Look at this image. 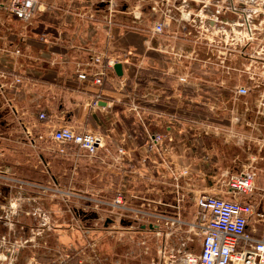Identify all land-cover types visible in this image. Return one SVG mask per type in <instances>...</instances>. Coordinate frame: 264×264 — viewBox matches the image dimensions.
<instances>
[{
  "label": "crops",
  "instance_id": "obj_1",
  "mask_svg": "<svg viewBox=\"0 0 264 264\" xmlns=\"http://www.w3.org/2000/svg\"><path fill=\"white\" fill-rule=\"evenodd\" d=\"M124 1L128 5L126 10L133 7L131 18L143 15L142 10L146 8L142 1L135 4L130 0ZM7 3L8 0H0L2 178L15 179L34 172L47 174L53 180L55 171L71 178V174L89 161L57 153L56 144L48 136L52 129L69 124L80 130L98 132L105 136L106 141H114L116 146L122 136L128 134L125 123L130 115L128 101L134 99L138 84L145 87L144 90L143 86H139L138 90L146 91L148 100H151L158 88L168 86L174 79L164 74V69L181 72L180 63L155 49L158 44H166L168 39L152 37L141 27V31L123 29L132 19L123 23L117 21L116 12L127 15L126 10L112 9L113 0H37L36 9L28 23L11 15ZM147 14L151 17L150 13ZM176 43L183 46L185 51L191 47L188 40ZM91 52L107 57H118L124 53L130 55L118 62L121 75L115 71L109 72L103 86L98 87L76 79L78 68L86 71L94 69L90 66ZM191 70L194 75H208L207 70L204 73L197 63L191 64ZM16 78L21 81L16 82ZM211 79L212 75L211 78L206 76L205 81ZM98 93L102 94L103 110L91 106ZM210 97L211 102L208 103H212L214 95ZM41 112L46 114L45 119L38 117ZM255 112V108L250 107L239 121L227 113L226 120L218 124L219 128L215 126L216 123H212L214 126L210 125L207 130L230 131L228 141H220L221 149L218 152L216 141L195 140L193 146L205 147V151L197 150L194 156L203 152L208 160L211 158L215 161L217 158L228 162L223 167L229 172L233 171L231 169L239 171L250 157L264 158V119ZM221 171L208 175L210 180L218 178L217 185L204 190L218 194L221 192L218 186L222 178ZM8 187V190L4 187L2 191L17 189L15 184ZM131 238L117 239L118 243L113 245L115 250L110 246L107 256H102L101 250H96L93 264H102V258H109V264H145L134 261L137 256L141 258L143 255L131 250V243L135 242ZM96 256L98 261L95 260Z\"/></svg>",
  "mask_w": 264,
  "mask_h": 264
},
{
  "label": "built area",
  "instance_id": "obj_2",
  "mask_svg": "<svg viewBox=\"0 0 264 264\" xmlns=\"http://www.w3.org/2000/svg\"><path fill=\"white\" fill-rule=\"evenodd\" d=\"M36 5L37 0H8L7 9L17 20L28 23ZM151 9V19L143 31L152 37L167 38L166 44H158L155 49L169 55L172 61L187 67L184 72L164 69L163 73L174 79L168 86L158 88V92L153 94L151 100H148L146 91L138 90L139 86H143L138 84L134 91V99L128 101V111L139 120L144 137L143 143L138 148H134L132 142L136 137L130 133L122 136L119 144L115 146L112 161L114 166H120L119 169H122V174L125 176L131 172L134 150L141 152L143 169L146 167L147 170L149 163L156 164L163 161L165 157L163 142L173 141V133L179 128L181 98L184 96L190 107L195 105L192 96L196 95L195 82L200 76L192 73V63L199 64L204 69V73L207 70L206 76L211 78L213 59L217 57V65L221 68V73L236 81L230 95L243 104L241 112L237 108L231 111L233 118L237 121L243 119L250 107H254L256 115L264 119L263 0H153ZM137 20L136 23H140V19ZM133 29L141 31V28L133 27ZM179 40H188L191 47L185 51L183 46L176 43ZM129 55L130 53H124L118 57H107L91 52L90 66L94 69L86 71L78 68L76 79L102 87L108 73H114L115 64L125 60ZM15 81L21 80L16 78ZM205 82L212 83L211 80ZM204 87L205 107L210 109L208 102H211L210 96L214 95L213 86L204 85ZM143 88L145 90L144 86ZM101 96V93L95 95L91 102L93 108L105 109ZM250 97L253 98L251 106L247 104V98ZM38 117L45 119L46 114L41 112ZM48 136L56 144V152L59 154L85 158L91 163L94 160L103 161L99 153L106 147V138L98 132L80 130L72 125L63 124L52 129ZM259 161H264V158L250 157L239 171H224L219 180L223 182L224 189L221 188L219 194L205 190L196 193L193 203L194 214L190 221H185L180 216L181 199L179 198L172 206L173 210H177V215L174 213L171 214L175 215L172 217L161 215L158 217V221L162 220V222L164 218L168 221L170 219V223L167 221L166 224L175 225L177 228L174 229L178 235H181L182 228L186 227L189 234L181 247L186 246L187 243H197V252L188 248L183 251L168 248L169 235L165 236L164 230L159 229L160 226H153L148 222L139 224L141 231L146 233L154 231L159 240H162L159 256L152 259L150 264H264V232L259 233L251 226V223H254L264 227V186H257L258 172L262 171L256 166V162ZM158 166L160 167L161 164ZM169 169L177 186L180 178L185 179L190 173L185 166L178 173L175 169ZM111 205L121 207L127 212L132 210L129 200L122 192L116 193ZM126 205L130 206L129 209ZM160 205L165 209L170 207L165 202ZM140 214L141 218L148 217L147 211H140ZM124 221L125 224L122 225L121 222ZM108 223L113 225L112 227L116 223L115 226H123L124 229L129 230L133 224H136V219L131 221L122 215L116 221L107 217L105 225ZM121 236L131 238L132 235ZM143 244L146 245L144 249L148 251L147 243L142 241ZM97 257H95L96 261Z\"/></svg>",
  "mask_w": 264,
  "mask_h": 264
},
{
  "label": "rangeland",
  "instance_id": "obj_3",
  "mask_svg": "<svg viewBox=\"0 0 264 264\" xmlns=\"http://www.w3.org/2000/svg\"><path fill=\"white\" fill-rule=\"evenodd\" d=\"M113 1L115 8L112 7V9L115 11L121 10V5L125 3L124 0ZM116 15L117 21L121 23L132 19L133 22H128V25L125 24L123 28L127 31L132 30L133 27L144 28L151 19L143 12V15L137 14L142 22L136 23L138 20L135 17L131 18L133 14L130 9L126 10L127 16L119 12H116ZM216 59L217 57H214L211 67L212 83L204 81L205 75H201L195 82L196 95L192 96L195 105L190 107L186 98L184 96L181 98L179 128L173 133V141L163 142L165 157L162 162L149 163L148 169L146 170V167L143 169L141 152L134 150L132 166L131 168L129 166L131 172L125 176L122 174V169H119L120 166H114L112 161L116 149L114 141H106L105 149L99 153L103 161L86 162V166H82L79 171L71 174V178L63 176L59 171L54 172L56 175L51 174L53 180L47 174L34 172L15 179L0 177V264H93L96 250H101L102 256H107L110 246L113 251L115 250L113 245L122 237L121 235H132L135 242L131 243V250L143 255L141 258L136 255L134 261L150 264L152 259L158 258L162 240H159L154 231L146 233L139 229V224L146 222L153 226H160L159 229L164 230L165 236L169 235L171 247L166 243L168 248L180 251L188 248L197 252V243H187L186 246L181 247L189 234L186 227L182 228L181 235H178L174 229L177 228L175 225L166 224L168 219L165 218L163 222L160 219L158 221V217L160 215L172 217L175 216L171 215L174 213L177 215V210H173L172 206L179 198L181 199L180 216L185 221H190L194 214L195 194L217 185L218 178L210 180L208 175L212 172L219 174L221 170L222 173L227 171L223 166L229 164L228 162H223L216 157L215 161L211 158L208 160L207 155L202 154L205 147L193 146L195 140L216 141V149L220 152V141H228L230 131L207 130V128L210 125L214 126L212 123H216L215 126L219 128L218 124L226 120L227 113L233 116L232 110L243 107L241 102L229 95L236 84L235 79L224 76L220 72L221 68L217 65ZM185 67L187 66L181 64V72L185 71ZM204 85L213 86L214 98L210 103V109L205 107ZM249 99L247 104L251 106L253 98ZM189 115L195 118H189ZM125 123L127 133L136 137L132 142L134 148H138L143 143L144 137L139 120L130 114ZM190 150L191 152L188 153ZM197 150H203V152L194 156ZM159 164H161L160 167ZM184 166L188 167L190 173L185 179L180 178L179 186H177L169 168L175 169L178 173ZM256 166L262 169L258 172L257 179V186L262 187L264 186V161L256 162ZM231 170L235 172L234 169ZM12 184H15L17 189L21 186L20 190L10 188L9 191H2L4 187L8 190V185ZM66 185L68 187L64 188ZM223 185V182H218L219 188L224 189ZM117 192H122L129 200L131 207L128 205L126 207L128 209L130 207L131 211L127 212L121 207L111 205ZM162 202L170 207L165 209L159 206ZM140 211H147L148 217L141 218ZM163 212L165 214H162ZM122 215L131 221L136 219V224H133L129 230L124 229L123 226H115L116 223L114 224L116 228L110 223L105 225L107 217L118 221ZM253 221L252 219L251 222ZM251 226L255 227L259 233L264 232L263 226L254 223H251ZM160 238L162 239V234ZM142 241L147 243L148 251L144 249L146 245H142ZM109 262V258L108 260L102 258V264H109Z\"/></svg>",
  "mask_w": 264,
  "mask_h": 264
},
{
  "label": "flooded vegetation",
  "instance_id": "obj_4",
  "mask_svg": "<svg viewBox=\"0 0 264 264\" xmlns=\"http://www.w3.org/2000/svg\"><path fill=\"white\" fill-rule=\"evenodd\" d=\"M130 1H134V2L142 1L143 7L146 8L145 10L141 9L142 13L144 12L147 14V13H150V11L152 10L151 7H152L153 0H130ZM127 7H128V5L126 3H124V5H121V8H122L121 10L125 11L127 9ZM130 11H133V7H131Z\"/></svg>",
  "mask_w": 264,
  "mask_h": 264
},
{
  "label": "water",
  "instance_id": "obj_5",
  "mask_svg": "<svg viewBox=\"0 0 264 264\" xmlns=\"http://www.w3.org/2000/svg\"><path fill=\"white\" fill-rule=\"evenodd\" d=\"M114 70L118 75H121L122 70H121V65L119 63L115 64Z\"/></svg>",
  "mask_w": 264,
  "mask_h": 264
},
{
  "label": "bare ground",
  "instance_id": "obj_6",
  "mask_svg": "<svg viewBox=\"0 0 264 264\" xmlns=\"http://www.w3.org/2000/svg\"><path fill=\"white\" fill-rule=\"evenodd\" d=\"M263 1H264V0H263ZM121 224L124 225V224H125V221H124V222H121Z\"/></svg>",
  "mask_w": 264,
  "mask_h": 264
}]
</instances>
